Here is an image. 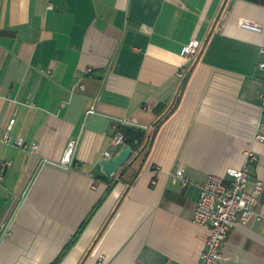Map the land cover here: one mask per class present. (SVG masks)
<instances>
[{
	"label": "crops",
	"instance_id": "obj_1",
	"mask_svg": "<svg viewBox=\"0 0 264 264\" xmlns=\"http://www.w3.org/2000/svg\"><path fill=\"white\" fill-rule=\"evenodd\" d=\"M262 63L264 0H0V129L30 144L0 142L12 161L0 164V264H53L102 199L58 264H199L201 184L230 180L248 148V189L264 183ZM163 105L175 108L150 155L106 174L120 124L150 127ZM223 251L225 264H264V222L237 224Z\"/></svg>",
	"mask_w": 264,
	"mask_h": 264
},
{
	"label": "built area",
	"instance_id": "obj_2",
	"mask_svg": "<svg viewBox=\"0 0 264 264\" xmlns=\"http://www.w3.org/2000/svg\"><path fill=\"white\" fill-rule=\"evenodd\" d=\"M243 27L256 31H262V27L249 22H243ZM203 42L200 39H191L184 47V53L189 60H193L200 52ZM264 66V63H262ZM264 105V93L262 94ZM11 121L10 127L14 124ZM259 128L262 124L259 123ZM255 139L264 140L263 133H257ZM0 142L9 145H15L23 149H29L30 144L23 138H17L10 130L3 131L0 129ZM126 144V137L120 130L113 138L112 145L115 152H119L123 145ZM37 148V144L31 145ZM77 140L70 141L65 150L62 165L72 167L74 163ZM112 152H107L106 157H111ZM246 161L242 167H230L227 170L231 177L227 180L225 176L211 174L201 184V195L198 206L195 211L194 221L208 230L206 249L201 254L199 264H225L227 259L223 247L227 243L230 231L239 223H248L252 219L264 222V204L259 209L260 199L264 191V183L258 179L254 182L251 190L248 189L251 166L257 161L258 156L252 148L245 151ZM0 164L9 166L10 160L0 159ZM175 178H180L184 185L189 183V179L184 175L183 170L175 174ZM3 175L0 176V182ZM0 228L8 232L5 224L1 223Z\"/></svg>",
	"mask_w": 264,
	"mask_h": 264
},
{
	"label": "trees",
	"instance_id": "obj_3",
	"mask_svg": "<svg viewBox=\"0 0 264 264\" xmlns=\"http://www.w3.org/2000/svg\"><path fill=\"white\" fill-rule=\"evenodd\" d=\"M201 50H200L199 54L197 55V57L200 55ZM191 66L193 69L194 62L192 63ZM166 108L167 107L165 105H163L158 109V113H159L158 118L155 121V123L150 127L142 126V125L135 124V123L120 124L119 130L124 133V135L126 137V143L129 146H132L134 148L135 152H134L133 156L131 157V159L117 173H121L123 170H125L127 168V166L132 162L133 159L142 158L145 160L150 155V153L153 149L154 143H155L156 136H157L160 128L166 122V120L169 118L170 114H172L175 107H173L170 110L166 109ZM113 188H114V185L112 184L108 188L107 194H110V192L113 190ZM103 200L104 199H102L101 202L93 209V211L91 212L89 217L84 221L83 225L80 227V229L77 231V233L73 237L72 241L68 244L65 251L60 255V257L53 264H58L62 260V258L65 256L67 250L77 241V239L80 237V235L82 234V232L84 231V229L87 227L90 220L94 216L96 210L102 204ZM115 211H116V209L111 214L109 220L112 218ZM105 227H106V225H105ZM104 228H103V230H104ZM103 230L98 235V237L102 234ZM98 237L95 240V243L98 240Z\"/></svg>",
	"mask_w": 264,
	"mask_h": 264
},
{
	"label": "water",
	"instance_id": "obj_4",
	"mask_svg": "<svg viewBox=\"0 0 264 264\" xmlns=\"http://www.w3.org/2000/svg\"><path fill=\"white\" fill-rule=\"evenodd\" d=\"M135 150L132 146L122 148L116 156L105 157L101 160L103 170L109 176H115L117 172L131 159Z\"/></svg>",
	"mask_w": 264,
	"mask_h": 264
}]
</instances>
